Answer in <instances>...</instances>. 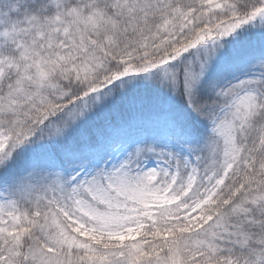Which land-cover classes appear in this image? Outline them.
Here are the masks:
<instances>
[{
	"label": "snow or ice",
	"instance_id": "obj_1",
	"mask_svg": "<svg viewBox=\"0 0 264 264\" xmlns=\"http://www.w3.org/2000/svg\"><path fill=\"white\" fill-rule=\"evenodd\" d=\"M0 264H264V0H0Z\"/></svg>",
	"mask_w": 264,
	"mask_h": 264
}]
</instances>
